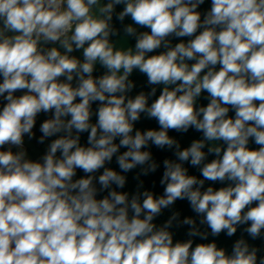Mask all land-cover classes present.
Returning a JSON list of instances; mask_svg holds the SVG:
<instances>
[{"label": "clouds", "instance_id": "clouds-1", "mask_svg": "<svg viewBox=\"0 0 264 264\" xmlns=\"http://www.w3.org/2000/svg\"><path fill=\"white\" fill-rule=\"evenodd\" d=\"M0 264H264V0H0Z\"/></svg>", "mask_w": 264, "mask_h": 264}, {"label": "water", "instance_id": "water-1", "mask_svg": "<svg viewBox=\"0 0 264 264\" xmlns=\"http://www.w3.org/2000/svg\"><path fill=\"white\" fill-rule=\"evenodd\" d=\"M133 78L136 79L138 82H142L143 79H144L142 76H139L138 74L134 75ZM144 126H154V125H152L151 122H145ZM191 135H196V134L193 133V134H190V136H191ZM189 138H190V137H189ZM187 139H188V138L185 139V143L187 142ZM40 150L42 151V149H40ZM157 190L159 191V189H157ZM177 207H179V208H183V209L185 210V212L187 213V205H186L185 203H183V202H178ZM221 242H222V243L224 242L223 237L221 238Z\"/></svg>", "mask_w": 264, "mask_h": 264}]
</instances>
